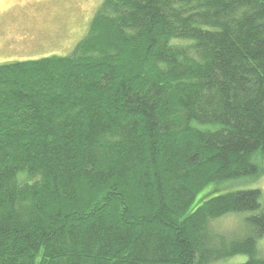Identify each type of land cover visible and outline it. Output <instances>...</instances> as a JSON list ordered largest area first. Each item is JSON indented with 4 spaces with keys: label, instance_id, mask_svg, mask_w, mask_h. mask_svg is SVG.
Listing matches in <instances>:
<instances>
[{
    "label": "trees",
    "instance_id": "obj_1",
    "mask_svg": "<svg viewBox=\"0 0 264 264\" xmlns=\"http://www.w3.org/2000/svg\"><path fill=\"white\" fill-rule=\"evenodd\" d=\"M260 173L264 0H103L0 64V264H264L262 192L224 186Z\"/></svg>",
    "mask_w": 264,
    "mask_h": 264
},
{
    "label": "rangeland",
    "instance_id": "obj_2",
    "mask_svg": "<svg viewBox=\"0 0 264 264\" xmlns=\"http://www.w3.org/2000/svg\"><path fill=\"white\" fill-rule=\"evenodd\" d=\"M103 0H0V64L20 59L70 54L86 35L91 20ZM212 186V185H211ZM226 189L258 187L264 200V174L228 181ZM208 186L197 195L204 196ZM248 214H229L213 222L216 230L243 231ZM264 256V235L257 241ZM248 254H240L221 264H240Z\"/></svg>",
    "mask_w": 264,
    "mask_h": 264
},
{
    "label": "flooded vegetation",
    "instance_id": "obj_3",
    "mask_svg": "<svg viewBox=\"0 0 264 264\" xmlns=\"http://www.w3.org/2000/svg\"><path fill=\"white\" fill-rule=\"evenodd\" d=\"M20 60H22V59H20ZM10 61H15V60H10ZM5 62H8V61H5ZM1 63H3V62H1Z\"/></svg>",
    "mask_w": 264,
    "mask_h": 264
}]
</instances>
